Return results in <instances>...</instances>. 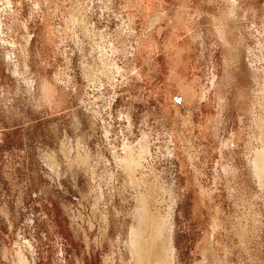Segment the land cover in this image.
Listing matches in <instances>:
<instances>
[{"label":"rangeland","instance_id":"rangeland-1","mask_svg":"<svg viewBox=\"0 0 264 264\" xmlns=\"http://www.w3.org/2000/svg\"><path fill=\"white\" fill-rule=\"evenodd\" d=\"M10 1L0 264H121L142 199L173 264H264V0Z\"/></svg>","mask_w":264,"mask_h":264},{"label":"bare ground","instance_id":"bare-ground-1","mask_svg":"<svg viewBox=\"0 0 264 264\" xmlns=\"http://www.w3.org/2000/svg\"><path fill=\"white\" fill-rule=\"evenodd\" d=\"M5 1L7 4H10L11 2L10 0H5ZM149 9H152V5H149ZM2 32H3L2 26L0 22V34H2ZM50 91H52V89H50ZM255 155H256L254 159L255 166L257 170L258 169L260 170L261 167L259 168V164H260L259 161L263 159L262 161L264 163V156H261L259 153ZM133 158L134 157L131 156V151H130V153H128V156L124 159V161L129 167H132V164L134 163ZM254 174L256 175L258 173L254 172ZM158 204L155 206L154 209H152V207L149 208L146 206V203H144L143 199L141 200V203L137 207V210L133 216L134 222L133 225H131L129 232L130 235L128 236L127 242L125 244V252L123 253L122 257L119 256L121 258L120 261L121 264H173L174 263L175 253L172 242L173 240L171 236L172 229L170 228V223H169L171 212L162 214V212L159 211ZM17 253L20 257L21 263H25L26 259L24 253L22 251H19ZM109 260L110 259H108L105 262V264H116L115 259H112L114 260L113 262H110ZM194 264H202V263L195 262ZM219 264H223V263L219 262Z\"/></svg>","mask_w":264,"mask_h":264}]
</instances>
